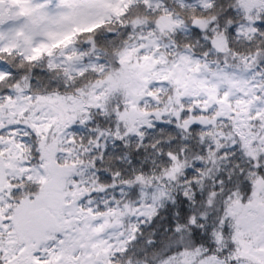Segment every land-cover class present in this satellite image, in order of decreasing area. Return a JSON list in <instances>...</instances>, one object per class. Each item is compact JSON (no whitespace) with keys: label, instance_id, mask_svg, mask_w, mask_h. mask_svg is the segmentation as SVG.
<instances>
[{"label":"snow or ice","instance_id":"snow-or-ice-1","mask_svg":"<svg viewBox=\"0 0 264 264\" xmlns=\"http://www.w3.org/2000/svg\"><path fill=\"white\" fill-rule=\"evenodd\" d=\"M0 264H264V0H0Z\"/></svg>","mask_w":264,"mask_h":264}]
</instances>
